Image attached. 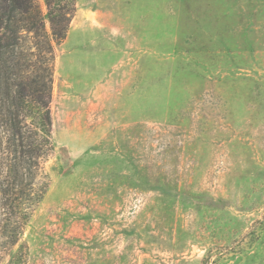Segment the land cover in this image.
Returning <instances> with one entry per match:
<instances>
[{
  "label": "rangeland",
  "instance_id": "374dc122",
  "mask_svg": "<svg viewBox=\"0 0 264 264\" xmlns=\"http://www.w3.org/2000/svg\"><path fill=\"white\" fill-rule=\"evenodd\" d=\"M49 108L0 264H264V0H77Z\"/></svg>",
  "mask_w": 264,
  "mask_h": 264
},
{
  "label": "trees",
  "instance_id": "16d2710c",
  "mask_svg": "<svg viewBox=\"0 0 264 264\" xmlns=\"http://www.w3.org/2000/svg\"><path fill=\"white\" fill-rule=\"evenodd\" d=\"M76 2L44 0V10L39 0H0V195L9 213L21 218L19 228L45 193L36 182L54 151L55 47L66 38ZM16 255L12 264H21ZM200 262L210 264L209 255Z\"/></svg>",
  "mask_w": 264,
  "mask_h": 264
}]
</instances>
